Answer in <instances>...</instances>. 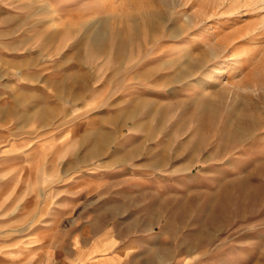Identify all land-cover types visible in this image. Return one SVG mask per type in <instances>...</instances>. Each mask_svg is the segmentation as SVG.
Wrapping results in <instances>:
<instances>
[{
  "label": "rangeland",
  "instance_id": "rangeland-1",
  "mask_svg": "<svg viewBox=\"0 0 264 264\" xmlns=\"http://www.w3.org/2000/svg\"><path fill=\"white\" fill-rule=\"evenodd\" d=\"M0 264H264V0H0Z\"/></svg>",
  "mask_w": 264,
  "mask_h": 264
},
{
  "label": "bare ground",
  "instance_id": "bare-ground-1",
  "mask_svg": "<svg viewBox=\"0 0 264 264\" xmlns=\"http://www.w3.org/2000/svg\"><path fill=\"white\" fill-rule=\"evenodd\" d=\"M241 1H242V0H241ZM256 1H257V0H252V3H253V2H256ZM248 2H249V1H248ZM258 2H259V0H258ZM260 2H261V1H260ZM262 2H263V1H262ZM249 4H250V3H249ZM249 4L246 3V2H244V5H245V6H247V5H249ZM254 4H255V3H254ZM251 6H252V5H251ZM251 6H250V7H251ZM255 6H256V5H255Z\"/></svg>",
  "mask_w": 264,
  "mask_h": 264
}]
</instances>
